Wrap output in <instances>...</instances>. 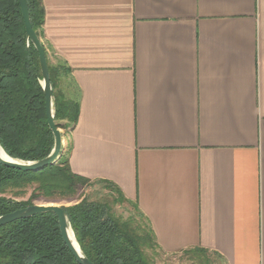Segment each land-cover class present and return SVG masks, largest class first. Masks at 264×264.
<instances>
[{
    "label": "crops",
    "instance_id": "1",
    "mask_svg": "<svg viewBox=\"0 0 264 264\" xmlns=\"http://www.w3.org/2000/svg\"><path fill=\"white\" fill-rule=\"evenodd\" d=\"M72 69V170L114 183L158 249L264 264V0H43Z\"/></svg>",
    "mask_w": 264,
    "mask_h": 264
},
{
    "label": "trees",
    "instance_id": "2",
    "mask_svg": "<svg viewBox=\"0 0 264 264\" xmlns=\"http://www.w3.org/2000/svg\"><path fill=\"white\" fill-rule=\"evenodd\" d=\"M28 5L33 28L42 39L43 0H28ZM44 47L54 92L55 121L68 134L79 117L78 87L73 86V97L64 93L59 85L72 69L62 61L54 64ZM41 79L39 54L27 39L19 1L0 0V144L13 158L39 160L54 148ZM92 181L72 170L67 154L37 171L0 163V216L36 201H71ZM97 181L107 183L127 200L114 183ZM63 207L81 249L94 263L156 264L152 256L158 250L156 237L137 206L139 223L116 215L108 202L87 197ZM0 264L80 263L62 237L57 215L44 212L0 226Z\"/></svg>",
    "mask_w": 264,
    "mask_h": 264
},
{
    "label": "water",
    "instance_id": "3",
    "mask_svg": "<svg viewBox=\"0 0 264 264\" xmlns=\"http://www.w3.org/2000/svg\"><path fill=\"white\" fill-rule=\"evenodd\" d=\"M18 1L24 19L27 39L30 43L34 45V47L36 48L39 54V62L42 73L41 85L45 93L46 117H47L48 125L55 137V145L52 152L43 159L28 161V160L13 158L10 156V160H7L1 157L0 155V163L8 167L17 168L24 171H37L46 167L49 164L56 163L61 158L64 149V141H63L64 136L61 131V128L57 127L55 121L54 92H53L49 64L45 52L44 43L40 38V36L35 31V29L33 28L28 0H18ZM0 148H3L1 144H0ZM44 212H54L57 215L62 237L68 248L76 257L77 261L80 264H96L93 261H91L81 249L75 237L74 231L71 227V224L69 222L67 212L65 211L63 205L60 203L57 202L34 203L26 207L17 209L13 212L6 213L0 216V226L6 225L18 219L28 218ZM71 233L76 239L80 247V250L77 249V247L75 246L73 239L71 237Z\"/></svg>",
    "mask_w": 264,
    "mask_h": 264
},
{
    "label": "rangeland",
    "instance_id": "4",
    "mask_svg": "<svg viewBox=\"0 0 264 264\" xmlns=\"http://www.w3.org/2000/svg\"><path fill=\"white\" fill-rule=\"evenodd\" d=\"M51 60L54 64L58 62H55V59L53 58H51ZM63 81L65 83V80L62 79L59 85L61 89H63L64 86ZM61 131L63 136H68V134L65 133L66 129L61 128ZM63 154L66 156V151H64ZM111 189V186L107 185V183L93 180L89 185L79 191L76 199L59 203L68 206L84 197H87L91 201L108 202L112 206L113 212L116 215L122 216L125 219L133 218L136 223H139L141 219L134 206L129 203L128 200L123 199L117 191ZM44 202L45 201H36V203ZM152 256L156 264H220L215 256H209L205 252L197 249H187L177 254H165L158 249L156 253L152 254Z\"/></svg>",
    "mask_w": 264,
    "mask_h": 264
},
{
    "label": "bare ground",
    "instance_id": "5",
    "mask_svg": "<svg viewBox=\"0 0 264 264\" xmlns=\"http://www.w3.org/2000/svg\"><path fill=\"white\" fill-rule=\"evenodd\" d=\"M0 155H1V157H3L4 159L10 160V155L7 154L3 148H0ZM71 237H72L73 242H74L75 246L77 247V249L80 250V247H79V245H78L76 239H75L74 236L72 235V233H71Z\"/></svg>",
    "mask_w": 264,
    "mask_h": 264
}]
</instances>
